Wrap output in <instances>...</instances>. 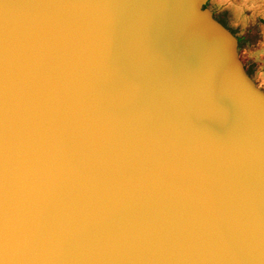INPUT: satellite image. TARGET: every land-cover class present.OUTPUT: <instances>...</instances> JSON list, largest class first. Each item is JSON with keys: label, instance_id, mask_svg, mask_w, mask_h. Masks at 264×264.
<instances>
[{"label": "water", "instance_id": "95a60500", "mask_svg": "<svg viewBox=\"0 0 264 264\" xmlns=\"http://www.w3.org/2000/svg\"><path fill=\"white\" fill-rule=\"evenodd\" d=\"M207 4L0 0V264H264V91Z\"/></svg>", "mask_w": 264, "mask_h": 264}, {"label": "rangeland", "instance_id": "374dc122", "mask_svg": "<svg viewBox=\"0 0 264 264\" xmlns=\"http://www.w3.org/2000/svg\"><path fill=\"white\" fill-rule=\"evenodd\" d=\"M207 7L236 37L241 61L264 91V0H208Z\"/></svg>", "mask_w": 264, "mask_h": 264}, {"label": "flooded vegetation", "instance_id": "af4514ba", "mask_svg": "<svg viewBox=\"0 0 264 264\" xmlns=\"http://www.w3.org/2000/svg\"><path fill=\"white\" fill-rule=\"evenodd\" d=\"M217 19V18H216ZM218 20V19H217ZM222 25H224L220 20H218ZM227 29H229L227 26H225ZM231 31V30H230ZM246 68V67H245ZM246 73L249 75L248 70L246 68ZM250 76V75H249Z\"/></svg>", "mask_w": 264, "mask_h": 264}, {"label": "trees", "instance_id": "16d2710c", "mask_svg": "<svg viewBox=\"0 0 264 264\" xmlns=\"http://www.w3.org/2000/svg\"><path fill=\"white\" fill-rule=\"evenodd\" d=\"M207 8V7H206Z\"/></svg>", "mask_w": 264, "mask_h": 264}]
</instances>
